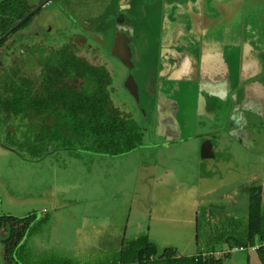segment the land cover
I'll return each mask as SVG.
<instances>
[{"label":"rangeland","instance_id":"obj_1","mask_svg":"<svg viewBox=\"0 0 264 264\" xmlns=\"http://www.w3.org/2000/svg\"><path fill=\"white\" fill-rule=\"evenodd\" d=\"M123 1L52 0L23 30L24 34H18L19 42L28 44L17 54L9 50L13 53L9 64L18 60L36 82L43 65L41 48L48 52L65 43L78 57L106 66L111 75L108 88L113 106L145 129L143 144L121 156L76 150L32 159L22 156L19 148L10 150L0 145V217L35 215L37 221L50 218L48 223L31 222L27 226L26 241L15 256L17 264H49L52 257L74 264H105L115 260L125 238L135 239L143 233H149L158 254L166 248H177L187 256L207 249L220 227L245 232L249 206L245 189L264 183V112L259 111L253 118V113L243 109L241 99L236 102L218 97L206 102L203 95L204 100H199L194 86L186 95L183 91L171 95L173 107L165 108L166 104L161 103L167 100L159 93L162 88L158 76L160 19L148 10L150 4L141 6L144 0L130 9L121 6ZM120 12L131 21L124 23L129 32L137 20L134 18L141 14L140 37L132 45L134 55L127 46L131 40L126 39L125 48L120 50L122 57L116 54V42L122 33L117 22ZM30 45L36 47L34 52ZM3 68L0 62V71ZM164 86L167 93L169 84ZM155 102L164 106V121L171 120L176 126L170 127L171 131L157 124ZM232 114L239 124L231 120ZM5 119L6 113L0 110L3 143L8 131L19 136L25 129L22 119H9L8 126ZM247 121L261 126H245ZM206 137L216 139L215 159H200V144ZM170 165L173 169L165 176L169 183L158 182L157 177ZM201 175L210 179L199 182ZM196 203L198 212H203L198 231L191 207ZM152 208L168 219L158 217L150 223ZM206 210L214 213L215 223L206 222ZM234 211L230 226L227 221L233 220ZM209 225L215 228V234L206 232ZM8 236V230L0 229V264H15L8 258ZM250 251L232 253L224 264H248Z\"/></svg>","mask_w":264,"mask_h":264},{"label":"trees","instance_id":"obj_2","mask_svg":"<svg viewBox=\"0 0 264 264\" xmlns=\"http://www.w3.org/2000/svg\"><path fill=\"white\" fill-rule=\"evenodd\" d=\"M32 8L28 0H2L0 36L14 28ZM41 9L0 41V49L3 48L0 51V62L4 66L0 71V110L6 113L7 126L9 119L19 118L23 120L25 128L20 131L19 136L8 131L6 144L0 140V145L10 150L19 148L22 156L27 155V158L32 159H41L58 151L71 153L82 150L94 154L121 156L137 149L143 144L145 129L135 118L124 115L122 110L114 107L108 88L111 75L106 66L93 65L78 57L65 43L53 46L48 52L44 48L40 49L43 65L39 82L23 70L18 60L9 64L8 58L11 59L13 54L9 50H15L14 53L17 54L28 44L20 43L21 36L18 34L34 23V18ZM125 15L120 12L117 22L126 20ZM140 16L141 14L132 22L137 25L135 38L130 42L132 50L136 38L140 37ZM12 44L15 45L12 47ZM28 47L35 51L34 45ZM21 63L27 65L26 61ZM145 111L148 113L147 109ZM248 196V216L243 235L237 231L229 232L227 227H223L219 232H212H217V236L210 239L207 249L191 256H178L173 248H166L163 253L158 254L157 246L150 241L147 234H143L131 240L125 238L115 260L105 264H224L225 259L232 255L229 252L231 248L252 246L258 240L259 243L264 242L263 185L250 186ZM35 217H0V229L10 233L7 238L10 243L6 248L8 258L15 264L18 263L15 256L28 235L27 226L31 222L39 225L48 223L50 219L43 217L37 221ZM217 244L228 246L216 249ZM255 252L264 264V246ZM49 264L74 263L65 258L52 257Z\"/></svg>","mask_w":264,"mask_h":264},{"label":"crops","instance_id":"obj_3","mask_svg":"<svg viewBox=\"0 0 264 264\" xmlns=\"http://www.w3.org/2000/svg\"><path fill=\"white\" fill-rule=\"evenodd\" d=\"M50 1L52 2V0H28L33 8L41 4L46 5L42 7L48 8ZM135 4L134 0L121 2V6L125 9L133 8ZM148 4H151L150 11L153 10V14L160 19L161 23L162 44H159L162 52L159 68L161 79H184L191 83L199 79V85H194L195 92L200 94L199 100L204 98V94L211 96L208 100L222 97L219 99L228 101L233 97V101L242 100L243 109L250 114L253 113V118H257L256 113L259 111L264 112V0H155L154 3L152 0H144L141 6L148 7ZM124 21L131 22L129 17ZM130 42L127 43L130 44ZM172 47L177 49H172ZM172 59L175 60V67L168 65ZM181 72H184V77L181 76ZM168 83L172 84L171 81ZM181 91L184 89L176 90L175 94ZM248 97L250 103L247 102ZM163 116L164 114L158 113V123L162 126H164ZM231 120H235L236 124L240 121L235 115ZM247 123L246 126H261L259 122L247 121ZM167 128L166 132L171 131L170 126ZM209 141L212 147L208 144ZM214 142L216 143L215 137L208 138L200 144L201 160L216 158L218 144ZM208 167L211 168L210 165ZM172 169V165L168 166L162 172L161 177H157L158 182H164L167 185L169 179L165 176L167 177ZM206 176L201 175L197 180L204 182L207 178L210 179ZM262 185L264 198V183ZM248 189L249 187L245 189L246 192ZM153 198L154 203L157 204L154 194ZM197 205L199 203L191 207L194 210L192 220L195 218L198 231L201 224L200 216L203 212H198L199 206ZM237 206L238 204L235 209ZM234 213L235 211L232 214L233 220L229 218L227 221L230 226L235 219ZM160 215L152 208L150 223L158 217L166 218ZM205 215L209 218L207 223H215L214 213L208 214L206 210ZM130 220L128 217V226ZM230 229L233 231L232 227ZM208 231L214 232L215 228L207 226L206 232ZM143 234H147L151 241L149 233ZM226 246L228 245L221 244L218 247ZM173 249H176L178 256H184L177 248ZM248 254V264H262L257 252L250 251Z\"/></svg>","mask_w":264,"mask_h":264},{"label":"flooded vegetation","instance_id":"obj_4","mask_svg":"<svg viewBox=\"0 0 264 264\" xmlns=\"http://www.w3.org/2000/svg\"><path fill=\"white\" fill-rule=\"evenodd\" d=\"M135 1V0H134ZM136 3H139L140 1H135ZM153 3H154V1H153ZM149 5V4H148ZM151 5V4H150ZM150 7V6H149ZM149 11L151 10L150 8L148 9ZM152 14H153V10H152ZM140 15V14H139ZM138 16V15H137ZM137 19V18H136ZM124 23H125V21L123 20L121 23H119V31H121L122 33H120L121 35H122V38H123V40L124 39H126V40H131L132 41V39H134L135 38V28L137 29V25H135L136 23H133L132 24V31L131 32H129V30L128 29H126V28H124ZM122 24V25H121ZM86 25H88L89 27H91L92 25L94 26V24L93 23H86ZM125 32V34H126V36H124L123 35V33ZM129 33H131L132 35H130V37L128 38V34ZM83 37V36H82ZM128 38V39H127ZM100 42V41H99ZM129 43V42H128ZM127 43V46L129 47V45H131V43L130 44H128ZM172 49H177V48H175V47H172ZM131 50V52H132V54H133V51H132V49H130ZM74 53V52H73ZM75 54V53H74ZM122 54V53H121ZM160 54H162V52H161V49H160V46H159V56H158V59H159V62H158V69L160 68V65H161V55ZM134 55V54H133ZM131 56V55H130ZM134 57L132 56L131 57V59H133ZM174 64V65H172V64ZM171 63L170 62H168V65H170V66H173V67H175V60H173L172 59V61H171ZM167 65V66H168ZM166 67V66H165ZM172 68V67H171ZM181 76L182 77H184L185 76V74H184V72H181ZM160 75V69L158 70V76ZM166 78H163V79H160L159 81L161 82V85H160V88H162V90L159 92V93H163V94H161V96L162 97H165L166 98V100H167V103H161V104H166L165 105V108H167V109H170L171 110V108L173 107L172 106V98H171V95H173L175 92H176V90L177 91H179V90H182V89H184V91H185V95H186V93H188V92H190L191 90H193V86L195 85V84H197V85H199L198 84V81H199V79H197V81H193V83H191V82H186L184 79H180V80H165ZM169 81H171L172 82V84H170V83H168ZM165 84H169V90H168V92L166 93L163 89L164 88H166L164 85ZM150 85L152 86V87H155V84H152V83H150ZM158 85V84H157ZM159 86V85H158ZM190 88H192L191 90H190ZM197 88V87H196ZM183 91V92H184ZM205 95V99H206V102L207 101H209L208 100V98H210L211 96H209L208 94H204ZM233 97H231V99H232ZM234 99V98H233ZM233 101V100H232ZM156 103V102H155ZM156 111H157V124H158V112H159V114H164V116L163 117H166V114L164 113V106L162 107L161 105H160V103H156ZM171 107V108H170ZM163 109V110H162ZM198 112H200V109L199 108H197V113ZM210 114H213V113H211L210 112ZM214 115V114H213ZM214 118V117H213ZM253 122V121H252ZM162 123H164V126L163 127H165V131L168 129L167 127H173V128H175L176 126L174 125V123H172V121L170 120V121H164V118H163V122ZM160 124V123H159ZM246 125H248V123H246L245 124V126ZM159 128H160V126H158ZM161 129H162V127H161ZM163 130V129H162ZM170 130H172V129H170ZM164 131V130H163ZM177 138H179V137H174V138H172V139H174V140H177Z\"/></svg>","mask_w":264,"mask_h":264},{"label":"water","instance_id":"obj_5","mask_svg":"<svg viewBox=\"0 0 264 264\" xmlns=\"http://www.w3.org/2000/svg\"><path fill=\"white\" fill-rule=\"evenodd\" d=\"M44 5L45 4H41V5H39V6L35 7V8H32V10L23 19L18 21V23L15 25L14 28L10 29L6 34L0 36V41H2L5 37H7L16 27L21 25L28 17H30L32 14H34L36 11H38ZM124 48H125L124 40L122 38V35L119 34V37L117 39L116 46H115L116 54H118V55H120L122 57V54H121L122 52H120V50L123 51ZM208 144L211 145V147H212V144H211L210 141H209Z\"/></svg>","mask_w":264,"mask_h":264},{"label":"built area","instance_id":"obj_6","mask_svg":"<svg viewBox=\"0 0 264 264\" xmlns=\"http://www.w3.org/2000/svg\"><path fill=\"white\" fill-rule=\"evenodd\" d=\"M46 6V5H45ZM262 246H264V242L262 243H258L256 245H252V246H236L234 248H231V250L229 252L231 253H235L237 251H244V250H252V251H257L259 248H261ZM225 253V252H223Z\"/></svg>","mask_w":264,"mask_h":264},{"label":"clouds","instance_id":"obj_7","mask_svg":"<svg viewBox=\"0 0 264 264\" xmlns=\"http://www.w3.org/2000/svg\"><path fill=\"white\" fill-rule=\"evenodd\" d=\"M49 3V2H48ZM43 8V7H42Z\"/></svg>","mask_w":264,"mask_h":264}]
</instances>
